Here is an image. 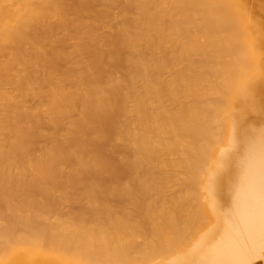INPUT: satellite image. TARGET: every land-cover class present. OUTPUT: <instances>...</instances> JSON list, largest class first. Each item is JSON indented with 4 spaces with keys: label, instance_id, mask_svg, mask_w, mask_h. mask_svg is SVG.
Instances as JSON below:
<instances>
[{
    "label": "bare ground",
    "instance_id": "1",
    "mask_svg": "<svg viewBox=\"0 0 264 264\" xmlns=\"http://www.w3.org/2000/svg\"><path fill=\"white\" fill-rule=\"evenodd\" d=\"M260 1L0 0V264H264Z\"/></svg>",
    "mask_w": 264,
    "mask_h": 264
},
{
    "label": "rangeland",
    "instance_id": "2",
    "mask_svg": "<svg viewBox=\"0 0 264 264\" xmlns=\"http://www.w3.org/2000/svg\"><path fill=\"white\" fill-rule=\"evenodd\" d=\"M249 1V4L251 3V2H253L252 0H251V2H250V0H248ZM258 1V2H257ZM256 2H255V0H254V2L253 3H255V5H252L253 3H251V5H252V7L253 8H256L258 5H257V3L259 4V3H261V1L260 0H257ZM256 6V7H255ZM257 9V8H256ZM262 17V16H261ZM263 18V17H262Z\"/></svg>",
    "mask_w": 264,
    "mask_h": 264
}]
</instances>
